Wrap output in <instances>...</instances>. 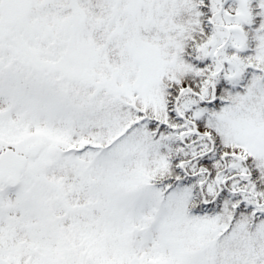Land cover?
Segmentation results:
<instances>
[{
  "label": "snow or ice",
  "instance_id": "obj_1",
  "mask_svg": "<svg viewBox=\"0 0 264 264\" xmlns=\"http://www.w3.org/2000/svg\"><path fill=\"white\" fill-rule=\"evenodd\" d=\"M0 264H264V0H0Z\"/></svg>",
  "mask_w": 264,
  "mask_h": 264
}]
</instances>
